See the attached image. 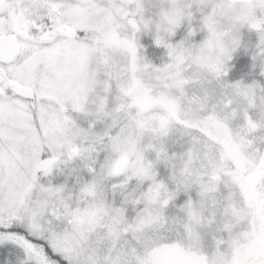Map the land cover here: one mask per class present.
I'll return each mask as SVG.
<instances>
[{
    "label": "rangeland",
    "instance_id": "374dc122",
    "mask_svg": "<svg viewBox=\"0 0 264 264\" xmlns=\"http://www.w3.org/2000/svg\"><path fill=\"white\" fill-rule=\"evenodd\" d=\"M9 34L0 226L67 264H264V0H0Z\"/></svg>",
    "mask_w": 264,
    "mask_h": 264
},
{
    "label": "trees",
    "instance_id": "16d2710c",
    "mask_svg": "<svg viewBox=\"0 0 264 264\" xmlns=\"http://www.w3.org/2000/svg\"><path fill=\"white\" fill-rule=\"evenodd\" d=\"M262 131L263 129L260 128L258 132L256 131V132H253V133L250 132V133L252 134L251 136L255 135L256 137L260 138L261 135L263 137ZM258 191L261 196L260 197L261 201H263V209H264V185L260 186V188H258ZM2 235H6L8 237L11 236V237L22 238L26 243L28 242L40 248L47 255V257L53 262L57 264H67L59 258V255H57L56 252L52 251V248L49 244L47 236L40 238V237L31 235L30 231L27 230V228L22 223L20 217H15L8 223L7 222L3 223V225L0 226V236ZM20 251L22 252L21 247L9 246L7 249L1 252L0 257L2 261L6 260V258H10V260H12L19 255Z\"/></svg>",
    "mask_w": 264,
    "mask_h": 264
},
{
    "label": "water",
    "instance_id": "95a60500",
    "mask_svg": "<svg viewBox=\"0 0 264 264\" xmlns=\"http://www.w3.org/2000/svg\"><path fill=\"white\" fill-rule=\"evenodd\" d=\"M20 47L14 34H9L0 38V64H9L13 62L19 53ZM17 94L30 97V94L24 91H17ZM124 165L121 161L116 167V173H119Z\"/></svg>",
    "mask_w": 264,
    "mask_h": 264
},
{
    "label": "flooded vegetation",
    "instance_id": "af4514ba",
    "mask_svg": "<svg viewBox=\"0 0 264 264\" xmlns=\"http://www.w3.org/2000/svg\"><path fill=\"white\" fill-rule=\"evenodd\" d=\"M20 47V46H19ZM1 65H4V64H1ZM0 82H1V76H0ZM1 93V92H0ZM21 96V95H20ZM23 97H25V96H23Z\"/></svg>",
    "mask_w": 264,
    "mask_h": 264
}]
</instances>
